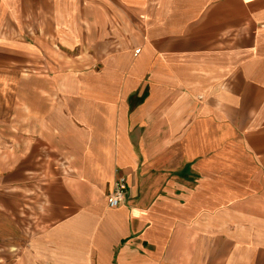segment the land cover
<instances>
[{
  "label": "crops",
  "instance_id": "crops-1",
  "mask_svg": "<svg viewBox=\"0 0 264 264\" xmlns=\"http://www.w3.org/2000/svg\"><path fill=\"white\" fill-rule=\"evenodd\" d=\"M0 264H264V0H0Z\"/></svg>",
  "mask_w": 264,
  "mask_h": 264
},
{
  "label": "built area",
  "instance_id": "built-area-1",
  "mask_svg": "<svg viewBox=\"0 0 264 264\" xmlns=\"http://www.w3.org/2000/svg\"><path fill=\"white\" fill-rule=\"evenodd\" d=\"M126 193V180L123 176L114 179L108 192V206L116 207L124 200Z\"/></svg>",
  "mask_w": 264,
  "mask_h": 264
}]
</instances>
